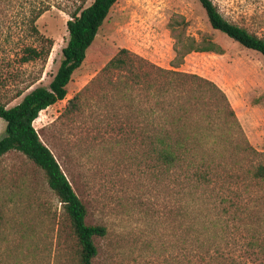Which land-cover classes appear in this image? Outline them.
<instances>
[{"label": "rangeland", "instance_id": "rangeland-1", "mask_svg": "<svg viewBox=\"0 0 264 264\" xmlns=\"http://www.w3.org/2000/svg\"><path fill=\"white\" fill-rule=\"evenodd\" d=\"M49 1L62 3L66 10L55 7L37 21L53 47L46 59L24 64L19 61L21 49L40 48L42 43L22 26L14 30L10 43L4 41L1 30L6 31L16 14L0 8V102L8 108L51 83L69 39V12L93 0ZM212 1L226 20L264 39V0ZM179 35H207L222 53L192 52L173 65L181 62L174 52ZM121 49L129 50L138 65L140 59L147 62L144 69L152 65L195 74L222 91L214 97L206 94L209 109L193 110L191 122L198 121L202 134L210 125L204 119L211 116L215 130L203 137L200 154L218 160V174L225 178L221 184L234 195L219 190L220 185L212 196L204 195V190L186 184L181 171L156 168L146 157V136L154 126L147 125L145 109L154 104L132 106L120 100L123 93L98 81ZM67 90L66 98L43 110L34 126L85 204L87 224L107 228L106 236L95 238L94 264H243L240 256L252 235L264 258V181L250 180V172L264 165L260 53L213 29L197 0H118ZM80 93L82 108L69 115V102ZM227 105L235 117H228ZM5 126L0 118V139ZM227 196L245 208L235 212L233 205L220 204ZM0 264H78L77 242L61 202L43 171L17 151L0 160Z\"/></svg>", "mask_w": 264, "mask_h": 264}, {"label": "trees", "instance_id": "trees-1", "mask_svg": "<svg viewBox=\"0 0 264 264\" xmlns=\"http://www.w3.org/2000/svg\"><path fill=\"white\" fill-rule=\"evenodd\" d=\"M117 1L93 0L90 5L85 6L82 3L69 12L71 17L67 22L69 39L62 50L63 58L51 83L48 86L33 89L19 104L11 108L0 102V118L6 123L5 134L0 139V160L7 153L17 151L43 171L50 190L62 204L71 232L77 242L78 264H94L98 255L95 238L106 236L107 228L87 224L88 212L85 204L76 194L52 151L41 140L34 122L43 110L66 98L67 87L74 73L83 66L88 50ZM197 1L204 8L213 29L225 34L241 46L260 53L264 58L263 38L226 20L212 0ZM55 7L65 10L62 3L53 4L49 0H39L35 3L32 0H0L2 13L16 14L5 28L6 31L1 30L4 41L10 43L14 30L22 26L21 28L28 36L42 43L40 48L25 45L18 54L20 63L43 60L49 56L53 42L42 36L37 21L44 13ZM176 40L175 60L181 62H174L173 65L182 63L184 58L192 52L222 53L221 46L207 35L199 39L184 38L179 35ZM134 57L129 50L121 49L101 70L98 81L105 82L109 88H114L117 94L118 91L123 93L124 100L122 98L120 100L129 101L132 106L143 102L154 104L155 107L145 109L147 125L154 126L152 132L149 131L150 134L146 136L148 149L146 157L156 168H162L167 172L181 171L186 184L195 190H204V195L212 196L219 185V190L227 191L228 196L229 193L234 195L233 189L221 184L225 178L218 174V160L210 154H200L203 137L209 136L210 130H215V123L211 121V116L204 119L210 125L202 134H200L198 121L191 122L193 110L210 107L205 99L206 94H212L214 97L215 93L222 94V91L213 82L195 74L181 73L177 70H161L152 65L149 66L150 69H144L146 67L144 64L147 62L141 63L142 59H140L138 65V60ZM187 85H196L197 89L188 90ZM88 89L90 87L85 90ZM192 92L194 95L188 96ZM82 93L69 102V115L81 110ZM172 98L175 99L171 102ZM223 99L228 103L226 98ZM227 115L235 117L229 105H227ZM250 174L252 182L261 183L264 181V165L256 166ZM248 189L249 186H245V191ZM228 196L222 198L220 204L233 205L235 212L245 208L242 205L246 204H241V201L235 204ZM235 197L241 199L238 192ZM244 245L248 253L244 252L245 258L240 256L243 264H264V258H261L263 249L254 235Z\"/></svg>", "mask_w": 264, "mask_h": 264}]
</instances>
